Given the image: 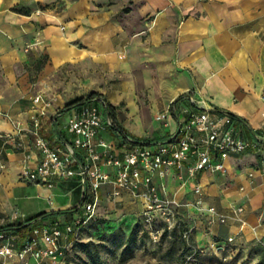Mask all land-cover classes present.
Returning <instances> with one entry per match:
<instances>
[{
	"label": "crops",
	"instance_id": "0c3cea01",
	"mask_svg": "<svg viewBox=\"0 0 264 264\" xmlns=\"http://www.w3.org/2000/svg\"><path fill=\"white\" fill-rule=\"evenodd\" d=\"M46 1L54 0H0V76H9L0 78V112L19 121L24 129L31 127L35 113L32 107L25 113L6 109L14 104L4 93L2 82L11 88L12 76L21 61L29 57L26 47L36 44L35 49L46 46L50 51L46 67L85 63L93 69L102 68L108 76L107 90L118 92V99L129 105L149 101L158 124L155 137L144 135L131 122L122 125L114 114L117 126L129 137L167 140L177 129L179 114L169 113L165 121L155 117L185 95H192L205 107L228 113L241 137L259 139L260 150L233 154L224 161V171L200 174L197 182L203 205L224 214L226 221H207L206 213L192 207L190 217L202 220L192 232L200 250L215 240H251L264 246V0H72L58 12L48 7L41 10L38 6ZM37 95L52 102L41 124L46 137L54 140L58 133L52 127V117L66 104L36 93L30 98L31 105ZM0 131L16 130L0 116ZM101 134L106 142L120 143L113 132ZM22 138L30 140L31 136L24 133ZM22 160L20 153L0 155V227L34 217L43 225L64 218L41 216L51 212L70 211L71 220L76 218L79 212L75 206L80 198L76 183L65 181L72 186L62 195L77 191V200L60 205L55 201V191L60 192L62 182L52 190L23 182L19 176ZM157 183L161 198L177 202H195L197 198L186 176L181 181L169 172ZM23 189L28 191L25 199L38 201L33 210L18 203L16 192ZM111 190V186H105L100 191L106 194ZM125 192L124 199L134 198ZM135 201L143 206L140 199ZM181 216L185 217L184 213ZM10 232L23 238L27 229ZM27 261L36 264L32 258ZM0 264L23 262H5L0 257Z\"/></svg>",
	"mask_w": 264,
	"mask_h": 264
},
{
	"label": "built area",
	"instance_id": "2783aa9c",
	"mask_svg": "<svg viewBox=\"0 0 264 264\" xmlns=\"http://www.w3.org/2000/svg\"><path fill=\"white\" fill-rule=\"evenodd\" d=\"M51 104L41 95L32 99L35 113L29 129H24L9 114L0 112L16 130L15 133L0 131V155L22 154L19 176L23 182L48 190L60 182H75L80 190V203L75 206L79 215L64 225L59 220L47 225L24 220L23 228L27 233L23 238L10 231H0V257L5 262L19 260L28 264L27 258H32L36 264L45 260L56 264L77 239L81 226L95 215L98 192L105 186L113 187L114 196L126 190L140 199L148 224L158 215L167 230L180 229L179 203L159 195L157 180H163L169 172L181 181L186 176L192 182L197 197L195 206L208 215L210 222L224 223V214L203 205L198 178L203 172L224 171V161L233 154L260 150L259 139L248 140L239 135L231 115L205 107L192 95L180 97L155 117L157 121H165L169 113L179 114L176 131L160 142L135 139L118 131L109 105L101 96L57 111L51 124L58 136L50 140L42 131L41 118ZM103 131L113 132L120 143L106 142ZM24 133L31 139H23ZM160 189L163 190L162 185ZM48 202L52 204V199L48 198ZM236 211L241 212V209ZM191 232L192 228L183 232L186 240ZM63 239L66 244L61 243Z\"/></svg>",
	"mask_w": 264,
	"mask_h": 264
},
{
	"label": "rangeland",
	"instance_id": "374dc122",
	"mask_svg": "<svg viewBox=\"0 0 264 264\" xmlns=\"http://www.w3.org/2000/svg\"><path fill=\"white\" fill-rule=\"evenodd\" d=\"M70 1L72 0L46 1L38 7L41 10L48 7L51 11L58 12ZM35 47L36 44L26 47L25 52H29V57L21 61L17 74L12 76V89L6 81L2 82L4 93L15 106L6 109H15L16 113L27 112L32 107L30 98L36 93L49 96L60 105L90 95H99L106 98L122 125L131 122L135 128L143 130L144 135L157 136L158 124L153 119L155 108L149 106V101L143 103L140 100L135 105H129L124 99H118V92L107 90L108 76L102 68L93 69L85 63L51 65L48 68L46 66L51 58L50 51L46 46L38 50ZM8 77L0 76L3 80ZM71 186L70 182L60 184V192L55 191L57 203L64 205L77 200V191L71 195H62ZM113 191L115 190L112 187L109 193L98 192L99 202L95 215L81 226L77 239L56 264H264V246L259 243L237 239L219 243L220 240H215L211 245L200 247V250L194 239V230L186 240L183 233H180L182 228L179 231L167 230L158 215L148 224L143 216L144 204L138 205L132 197L124 199L123 193L128 194L125 190H120L119 196H114ZM26 195L27 190H17L18 203L32 206L33 210V205L38 201L25 199ZM178 203L183 228H192L195 225L199 228L197 223L202 220L195 216L190 217L191 210H197L195 203L185 199ZM181 213H184L185 217H182ZM69 215L59 219L61 224L72 221ZM206 216L207 221L210 220L208 215ZM61 243L66 244L67 241L63 239ZM187 249H190V254Z\"/></svg>",
	"mask_w": 264,
	"mask_h": 264
},
{
	"label": "trees",
	"instance_id": "16d2710c",
	"mask_svg": "<svg viewBox=\"0 0 264 264\" xmlns=\"http://www.w3.org/2000/svg\"><path fill=\"white\" fill-rule=\"evenodd\" d=\"M96 96H99V95H90V96H88V97H86V98H82V99H78V100H75V101H73V102H70V103H68V104H66V106H65V108H69L70 106H72V105H75V104H79V103H82V102H84L85 100H89V99H91V98H93V97H96ZM109 110H110V112H111V115L114 117V113H113V109L109 106ZM119 128V127H118ZM118 131H122L120 128L118 129ZM78 191H79V193H80V190L78 189ZM79 200H80V198H79ZM80 203V202H79ZM76 209V208H75ZM72 212H70V211H63V212H51V213H48V214H42L41 216H43V217H51V218H55L56 216H58V215H68V214H71ZM26 222H31V221H36V217H34V218H29V219H26L25 220ZM183 224V223H182ZM181 224V228H182V230H181V228L180 229H178L177 231H179V230H181L180 231V233L182 232H185V231H187L188 230V228H186V229H184L183 228V225ZM24 226H23V223H19V224H11V225H6V226H3V227H0V231H13V230H15V228H16V230H20V229H22ZM175 232V231H174ZM192 249V248H191ZM189 252H188V254H190L191 252H190V249H187Z\"/></svg>",
	"mask_w": 264,
	"mask_h": 264
}]
</instances>
